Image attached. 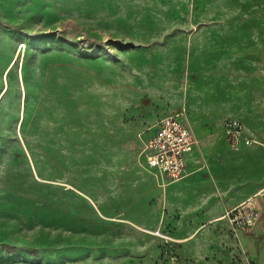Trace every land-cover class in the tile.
<instances>
[{
  "label": "rangeland",
  "instance_id": "1",
  "mask_svg": "<svg viewBox=\"0 0 264 264\" xmlns=\"http://www.w3.org/2000/svg\"><path fill=\"white\" fill-rule=\"evenodd\" d=\"M0 54V264H96L82 257L110 231L93 228L99 211L145 224L151 243L190 235L162 179L144 169L147 128L181 106L198 138L185 178L203 189L222 181L224 202L260 193L264 210V0H0ZM20 67L29 93L22 125ZM36 89V114L62 116L64 133L51 119L35 130ZM230 120L257 136L251 147L226 145ZM95 129L101 145L90 154L80 138ZM53 131L65 134L69 154H34L35 171L26 144L31 151ZM138 171L149 179L136 190Z\"/></svg>",
  "mask_w": 264,
  "mask_h": 264
},
{
  "label": "crops",
  "instance_id": "2",
  "mask_svg": "<svg viewBox=\"0 0 264 264\" xmlns=\"http://www.w3.org/2000/svg\"><path fill=\"white\" fill-rule=\"evenodd\" d=\"M2 90L4 92V89ZM2 90L0 91V101L3 94ZM38 96V89L31 91L30 101L34 106L32 115L33 119L32 117L31 119L35 120V130H46L47 127L51 125L49 124L50 121L48 119H51L52 121L58 122L57 125L55 122H53L52 125L57 127L61 126L64 133L65 126L61 118L62 116L60 118H45L36 114L38 112ZM26 107L27 103L23 102L21 114L19 116V118L21 117V125L26 121ZM178 111L183 112L182 117L191 128L196 140L193 150L186 154L184 175L178 180L164 182L162 175L158 174L155 169L148 166L146 158L144 162V169L157 180L162 179V183L159 182V185L164 187L166 196L165 199L167 200V197H171L173 198V201L178 204V209L183 212V222L193 229L190 235L181 236L179 238L169 236V238L173 240V246L171 243L167 244L168 240L163 239L161 241L158 240L151 243L153 238L149 234L150 231L147 227H145V224L137 226L130 225L128 223L126 224L124 222L118 223L117 221H113V218H109L99 211L94 213L96 221L93 222V228H101L102 224L108 223L110 231L102 232L101 230L99 233L96 232L99 235V242H95V247H93L92 253L84 254L82 258L85 259L87 256H93L97 262L96 264H264V241H261L259 244H255L252 240V234L254 235L258 232V230L264 231V224L261 222L264 217V210L263 207H261V197L259 198L260 216L257 220V222H261L259 227L256 229L255 227H252L250 230H241L234 233L228 219L223 216L228 209L238 205L243 200L252 196V194L246 195V193L243 192L244 194H241V196L236 199L224 202L218 197L221 193H225L227 189L226 186L223 185L222 181H211L210 184L207 185V188L203 189L195 183L191 176L185 178L188 175V164L193 159L198 144V138L191 126L190 114L186 106H181L180 108L170 112L165 111L158 114L152 126L147 128V131H149L147 140L154 133L156 123L161 117ZM31 119L28 122H30ZM107 121L110 122V120ZM120 128L126 130L125 134L129 133L127 132V127H123L121 125ZM140 128L141 125L137 126L136 130H139ZM222 131L225 143L229 146L224 126ZM53 133L54 135H52V138L50 137L51 139L37 138L35 140V146H33L31 151L26 144L27 152L35 171H38V168L36 167L32 155H62V159H64V157L69 154V143L67 137L64 136L65 134L60 133L61 135H59V133H55L54 131ZM97 134L98 131L95 129L93 131V135L90 137L82 135L80 138L82 148L90 149V154H95L101 145V142H98L99 136L97 137ZM129 134L128 139L137 143L138 139L135 138L133 133ZM244 134L251 138L257 137L253 133H248L245 129ZM112 139L113 138H111V136H108V141H111ZM90 141L91 144H87V142ZM251 146L252 145L246 146L242 144L239 148ZM122 160L126 162V158L123 157ZM62 162L67 164L65 160H62ZM125 162L122 164H125ZM125 165L128 166L127 164ZM133 168L137 170L138 166L134 163ZM137 175L139 180L135 185L136 190L142 188L143 185L140 177H145V180L149 179V176L144 171H138ZM167 186H169L168 189ZM204 192L205 194L203 195ZM208 195L211 198L208 197ZM188 201L192 202L189 209H187L186 206ZM203 223H206V225H202ZM79 225L84 227V222H80ZM262 234L264 235V232ZM159 235L162 237V234ZM169 250L174 252L173 255L169 254ZM88 251L91 252L90 250ZM119 259H121V261H119Z\"/></svg>",
  "mask_w": 264,
  "mask_h": 264
},
{
  "label": "built area",
  "instance_id": "3",
  "mask_svg": "<svg viewBox=\"0 0 264 264\" xmlns=\"http://www.w3.org/2000/svg\"><path fill=\"white\" fill-rule=\"evenodd\" d=\"M182 116L183 112L178 111L161 117L144 147L148 166L161 174L164 182L178 180L184 175L186 154L193 150L196 143L191 128ZM225 134L233 148L253 143V139L244 134L240 121H227ZM258 194L248 197L225 212L223 217L228 219L234 233L250 230L257 222L260 216Z\"/></svg>",
  "mask_w": 264,
  "mask_h": 264
},
{
  "label": "bare ground",
  "instance_id": "4",
  "mask_svg": "<svg viewBox=\"0 0 264 264\" xmlns=\"http://www.w3.org/2000/svg\"><path fill=\"white\" fill-rule=\"evenodd\" d=\"M9 41V40H8ZM2 54V53H1ZM0 54V55H1ZM5 54V53H4ZM9 55V54H8ZM2 56V55H1ZM7 56V55H6ZM13 61L11 62V64L9 65V67H8V69H7V73H6V76H4V78H5V82H6V86L8 87V89H9V87H10V81H12V80H10L9 81V79H8V76H9V73H10V71H11V69H12V67L14 66V64H15V61L17 60L16 58L15 59H12ZM6 72V71H5ZM12 73H14V72H12ZM13 76H15L14 74H13ZM1 78V77H0ZM3 78V77H2ZM11 78V77H10ZM15 79V78H14ZM18 79L20 80V83H21V88H22V93H23V95H24V102H26V99H27V95H28V92H27V85H26V80H25V77H24V72H23V68L22 67H20L19 68V70H18ZM4 80V79H3ZM14 81V80H13ZM15 82V81H14ZM12 83V82H11ZM4 85V84H3ZM7 89V90H8ZM50 108V107H49ZM3 111V110H2ZM1 112V111H0ZM6 112V111H5Z\"/></svg>",
  "mask_w": 264,
  "mask_h": 264
}]
</instances>
